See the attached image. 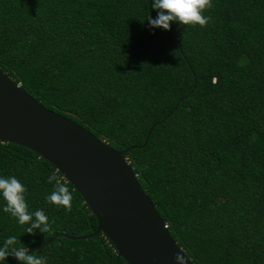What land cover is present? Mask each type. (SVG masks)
<instances>
[{"label": "trees", "instance_id": "1", "mask_svg": "<svg viewBox=\"0 0 264 264\" xmlns=\"http://www.w3.org/2000/svg\"><path fill=\"white\" fill-rule=\"evenodd\" d=\"M154 0H0V69L47 109L125 152L193 264H264V0H212L206 27L151 28ZM57 171L72 211L46 200ZM28 189L51 230L3 211L47 264H127L81 194L33 150L0 141V177ZM72 237V238H71ZM0 264H21L9 256Z\"/></svg>", "mask_w": 264, "mask_h": 264}, {"label": "water", "instance_id": "2", "mask_svg": "<svg viewBox=\"0 0 264 264\" xmlns=\"http://www.w3.org/2000/svg\"><path fill=\"white\" fill-rule=\"evenodd\" d=\"M0 141L38 153L81 194L98 220V229L78 239L105 234L127 264H177V253L193 264L141 188L125 152L47 109L1 69ZM58 236L67 235L54 236L29 254Z\"/></svg>", "mask_w": 264, "mask_h": 264}, {"label": "clouds", "instance_id": "3", "mask_svg": "<svg viewBox=\"0 0 264 264\" xmlns=\"http://www.w3.org/2000/svg\"><path fill=\"white\" fill-rule=\"evenodd\" d=\"M152 7L158 11V16L155 19L151 15L147 18L149 26L170 31L172 22L184 26L206 27L211 17L205 16L204 13L212 9L214 5L212 0H154ZM48 183H54V190L46 197V200L71 212L73 195L67 182L63 181L57 171H53L48 177ZM27 192L28 189L15 176L0 177V195L6 202L3 211L16 218L20 225H27L25 228L27 234L34 235V229H39L41 233H48L51 230L49 217L43 210L34 212L29 210L26 200ZM17 244L16 236H9L3 240V246L0 247V262L5 261L9 256H14L21 264H47L46 257H38L35 253L29 254L27 247L17 246ZM175 259L177 264H188L185 255L180 253H177Z\"/></svg>", "mask_w": 264, "mask_h": 264}, {"label": "built area", "instance_id": "4", "mask_svg": "<svg viewBox=\"0 0 264 264\" xmlns=\"http://www.w3.org/2000/svg\"><path fill=\"white\" fill-rule=\"evenodd\" d=\"M167 227V226H166Z\"/></svg>", "mask_w": 264, "mask_h": 264}]
</instances>
